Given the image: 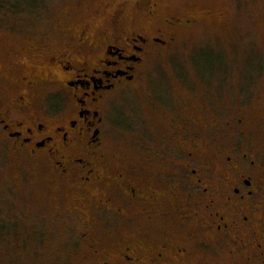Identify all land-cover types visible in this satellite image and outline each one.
I'll return each instance as SVG.
<instances>
[{"label":"flooded vegetation","instance_id":"af4514ba","mask_svg":"<svg viewBox=\"0 0 264 264\" xmlns=\"http://www.w3.org/2000/svg\"><path fill=\"white\" fill-rule=\"evenodd\" d=\"M158 10L111 0L76 29H12L21 44L0 54V161L49 174L63 200L55 220L81 225L91 264H264V159L243 115L224 121L204 95L144 89L148 115L114 119L148 58L198 24ZM128 138L134 165L110 146Z\"/></svg>","mask_w":264,"mask_h":264},{"label":"rangeland","instance_id":"374dc122","mask_svg":"<svg viewBox=\"0 0 264 264\" xmlns=\"http://www.w3.org/2000/svg\"><path fill=\"white\" fill-rule=\"evenodd\" d=\"M33 1L27 6L0 0V54L21 44V39H12V29L47 34L68 26L76 29L100 15L111 0ZM149 1L158 4L160 19L196 18L198 24L192 32L182 33L172 48L148 58L136 81L128 85L127 96L113 105L116 122L140 112L148 115L144 89L167 90L174 100L188 91L205 96L211 117L226 121L243 115L253 131L250 145L264 159V0H141L142 6ZM139 13L142 10H137L133 24L144 20ZM3 59L0 56V70L6 73ZM131 140L116 139L110 146L118 160L134 165L137 155ZM54 194L48 173L31 166L20 173L0 161V264L92 263L84 243L78 242L81 225L55 220L57 203L63 200Z\"/></svg>","mask_w":264,"mask_h":264},{"label":"trees","instance_id":"16d2710c","mask_svg":"<svg viewBox=\"0 0 264 264\" xmlns=\"http://www.w3.org/2000/svg\"><path fill=\"white\" fill-rule=\"evenodd\" d=\"M18 1L22 2L24 5H27V6H31L35 4L33 0H18Z\"/></svg>","mask_w":264,"mask_h":264}]
</instances>
